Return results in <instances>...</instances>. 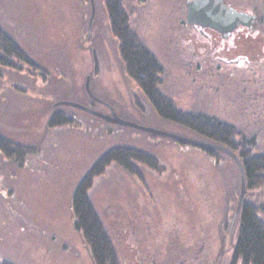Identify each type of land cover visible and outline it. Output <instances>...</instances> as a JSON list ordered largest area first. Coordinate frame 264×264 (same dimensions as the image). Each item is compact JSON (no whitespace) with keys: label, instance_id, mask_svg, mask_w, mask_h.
<instances>
[{"label":"rangeland","instance_id":"374dc122","mask_svg":"<svg viewBox=\"0 0 264 264\" xmlns=\"http://www.w3.org/2000/svg\"><path fill=\"white\" fill-rule=\"evenodd\" d=\"M186 1L122 0L162 65L163 93L186 112L232 124L264 152V38L225 50L212 43L209 51L226 57L196 69L193 53L206 51V35L182 23ZM226 1L256 13L251 35L264 34V0ZM0 26L38 64L0 67V132L29 148L20 159L0 151V264H95L74 226L71 196L113 146L159 160L157 168L140 165V175L113 163L90 191L122 264H230L242 183L234 157L55 104L114 109L139 125L214 143L159 116L126 72L104 1L94 0L93 11L91 0H0ZM57 110L73 122L51 126ZM248 198L264 220V186Z\"/></svg>","mask_w":264,"mask_h":264},{"label":"trees","instance_id":"16d2710c","mask_svg":"<svg viewBox=\"0 0 264 264\" xmlns=\"http://www.w3.org/2000/svg\"><path fill=\"white\" fill-rule=\"evenodd\" d=\"M103 1L112 33L119 40V52L126 72L137 82L159 116L206 140L230 148L240 158L245 170L247 194L236 214L237 228L230 264H264V220L260 216L259 204L248 198L253 189L264 186V152H254L255 143L241 135L232 124L207 115L186 112L166 96L161 90L162 65L132 28L130 14L122 0ZM23 65L38 66L24 48L0 26V67L22 68ZM73 120V116L57 110L51 116L49 124L54 127L62 126ZM240 137L242 141L239 140ZM200 148L217 156L218 150L215 148L201 145ZM26 150L29 148L0 132V151L6 156L20 159L26 155ZM113 163L135 175H140V165L159 167L157 156L147 150L133 146H113L97 158L75 186L71 196L74 226L81 232L95 264H122L117 246L90 196L95 179L103 175Z\"/></svg>","mask_w":264,"mask_h":264},{"label":"water","instance_id":"95a60500","mask_svg":"<svg viewBox=\"0 0 264 264\" xmlns=\"http://www.w3.org/2000/svg\"><path fill=\"white\" fill-rule=\"evenodd\" d=\"M93 11H94V0H91ZM187 21L189 23H196L201 26L205 27H212L216 30L226 32L229 34L232 29H234L239 24H245L248 26H252L253 22L256 19V14H251L247 11L238 10L233 6H229L224 2V0H187ZM87 89L90 95L94 98H98L91 92L89 87V81L87 80ZM102 101V100H100ZM105 102V101H102ZM106 103V102H105ZM56 105L59 104H68L72 105L86 111H89L99 117L104 118L105 120L118 123L122 125L137 127L143 129L145 131L152 132L154 135H164L168 137H173L181 141L191 142L193 144L207 146L211 148H215L221 151H224L234 157L239 165L241 176H242V183H241V193L238 202V210L240 209L243 201L246 198L247 193V184H246V176L243 164L238 157V155L231 150L230 148L216 143L207 142L201 139L186 137L183 135H179L173 132L157 129L150 126L139 125L135 122L125 120L121 118L115 111L112 109L111 114L103 113L97 111L89 106H85L84 104L73 102V101H59L55 103Z\"/></svg>","mask_w":264,"mask_h":264},{"label":"flooded vegetation","instance_id":"af4514ba","mask_svg":"<svg viewBox=\"0 0 264 264\" xmlns=\"http://www.w3.org/2000/svg\"><path fill=\"white\" fill-rule=\"evenodd\" d=\"M224 2L226 4H228L229 6L235 7L238 10H243V11L249 12L248 10H245L244 8H238V7L234 6L233 4L227 2L226 0H224ZM186 7H187V4H186ZM249 13H251V12H249ZM251 14H256V13H251ZM256 16L257 17H256L255 21L253 22L252 26H248L245 24H239L234 29H232L229 34H227L226 32L216 30L212 27H205V26L198 25L196 23H194V24L189 23L187 21V12H186L185 19H183L182 23H184L187 26H191L194 28L201 29L204 32V34L206 35V42H204L203 46H202L203 48L206 49V51H201L199 53L198 52L196 53V51H194V53H193L194 56H195V54L196 55L199 54V63L196 65V69L201 68L202 63L205 60L208 61V59H210V58L217 59V57H218V59H224L226 57V53L221 54L219 51L218 52H210L208 47L212 43L215 44L217 47H222L223 48L222 50H225L227 47L236 44L241 38H247V37L257 38V36H258V38H264V34H262V33H259V35H251V32L254 30V24L258 20V15L256 14ZM202 47L200 46V48H202ZM223 55H225V57Z\"/></svg>","mask_w":264,"mask_h":264}]
</instances>
